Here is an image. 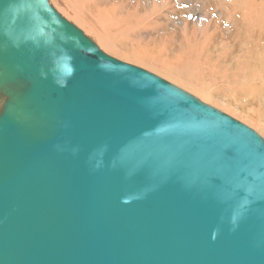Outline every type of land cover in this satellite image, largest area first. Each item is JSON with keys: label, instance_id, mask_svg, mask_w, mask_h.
Instances as JSON below:
<instances>
[{"label": "water", "instance_id": "water-1", "mask_svg": "<svg viewBox=\"0 0 264 264\" xmlns=\"http://www.w3.org/2000/svg\"><path fill=\"white\" fill-rule=\"evenodd\" d=\"M0 264H264V137L0 0Z\"/></svg>", "mask_w": 264, "mask_h": 264}, {"label": "bare ground", "instance_id": "bare-ground-1", "mask_svg": "<svg viewBox=\"0 0 264 264\" xmlns=\"http://www.w3.org/2000/svg\"><path fill=\"white\" fill-rule=\"evenodd\" d=\"M49 1L109 55L264 126V0Z\"/></svg>", "mask_w": 264, "mask_h": 264}, {"label": "rangeland", "instance_id": "rangeland-1", "mask_svg": "<svg viewBox=\"0 0 264 264\" xmlns=\"http://www.w3.org/2000/svg\"><path fill=\"white\" fill-rule=\"evenodd\" d=\"M88 35V34H87ZM89 36V35H88ZM90 37V36H89ZM92 38V37H91ZM93 39V38H92ZM94 40V39H93ZM101 49H102V47H101ZM109 54V53H108ZM124 62H127V63H130V64H133V65H138V66H140L141 68H145L146 70H148V71H150V72H152V73H154V71H152V70H149L148 68H146V67H143V65H140V64H135V62H133V61H125V60H123ZM154 74H156V73H154ZM156 75H158V76H162V77H164L163 75H160V74H156ZM164 78H166V77H164ZM167 79V81L169 80L168 78H166ZM171 81V80H170ZM173 83H175V85H177L178 86V83H176V82H173ZM180 87V86H179ZM180 88H182V87H180ZM184 88H185V86H184ZM186 89V91H189V92H191V93H193V95H195L194 94V92H192V91H190L189 89H187V88H185ZM184 89V90H185ZM197 95V94H196ZM196 97H198V96H196ZM200 99V98H199ZM210 104V103H209ZM211 105H213V104H211ZM214 107H216V108H219L220 110H223L224 112H226L228 115H230V116H232V117H234V118H236V119H238V120H240L241 122H243V123H245V117L247 118V120H248V122H246L245 124L246 125H248V126H250L251 128H253L254 130H256L258 133H260L263 137H264V126H261V124H258L257 122L255 123L253 120H250V119H248V115H245V114H243V113H238L237 111H232V112H234L235 114L233 115V114H231V113H229V112H227V111H225L224 109H222V108H220L219 106H221V107H223V105H221V104H219V106H217V105H213ZM264 106V105H263ZM224 108H227L226 106H224ZM238 113V114H237ZM241 115H242V117H241ZM238 117V118H237ZM261 117H263L262 115H261ZM240 118H242V119H240ZM251 121V122H250Z\"/></svg>", "mask_w": 264, "mask_h": 264}]
</instances>
